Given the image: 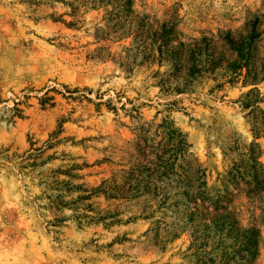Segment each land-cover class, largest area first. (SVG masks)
I'll return each mask as SVG.
<instances>
[{"label":"rangeland","instance_id":"1","mask_svg":"<svg viewBox=\"0 0 264 264\" xmlns=\"http://www.w3.org/2000/svg\"><path fill=\"white\" fill-rule=\"evenodd\" d=\"M131 3L132 26L175 25L173 46L209 43L221 67L184 93L165 92L166 63L120 65L132 40L97 31L104 9L0 0V264H264V168L253 164L264 166V0ZM252 24L250 73L229 82L225 66L236 55L223 39L246 38ZM166 119L185 135L206 192L224 195L229 212V231L199 252L172 209L146 218L141 200L81 199L127 165L137 126ZM205 214L196 220L209 231ZM254 231L257 248L240 249Z\"/></svg>","mask_w":264,"mask_h":264},{"label":"trees","instance_id":"2","mask_svg":"<svg viewBox=\"0 0 264 264\" xmlns=\"http://www.w3.org/2000/svg\"><path fill=\"white\" fill-rule=\"evenodd\" d=\"M82 1L91 7L104 9L105 25L104 29H97L99 33L106 37L118 35L122 39L131 38V45L126 49L131 55L124 57V62L120 64L126 72L132 70L138 58L140 64L156 62L158 65L161 63L168 65L169 73L161 75L158 83L165 92L184 93L195 81L221 67L222 59L214 55L209 43L191 46L177 42V45L173 46L177 35L175 25L170 27L162 25L152 29L149 23L142 21L132 26L129 22V15L132 13L131 0ZM257 29V25L252 24L246 38H234L230 32L226 33L223 39L225 46L236 55L235 59L225 66L229 73V82L243 70L246 71L245 78L248 77L252 66L254 40L259 35ZM262 76L264 77V65ZM251 93L252 90L246 97ZM249 106L248 102L243 104L244 108ZM135 135L127 165L115 171L109 179L102 181L97 188L81 199L88 200L94 195H102L106 199L121 202L141 200L140 213L144 214L147 211L146 218L161 210L172 209L175 218L184 219L180 229L191 233L193 242L197 245V252L212 236L228 232L231 226L226 221L228 216L225 213L229 212L221 205L225 197L219 193L209 196L206 192L204 173L189 153L190 145L185 135L173 122L166 119L158 125L141 124L135 128ZM250 158L255 161L252 156ZM253 164L264 168L257 162ZM86 192L88 191H84ZM198 211L212 215L210 223L212 227L209 231L208 225L196 220ZM102 219L106 218L100 217L97 220ZM160 224L161 221H155L156 237L160 231ZM210 231H213V234H210ZM167 233L171 238L176 237L175 233ZM257 242V232H251L240 249L257 248Z\"/></svg>","mask_w":264,"mask_h":264}]
</instances>
